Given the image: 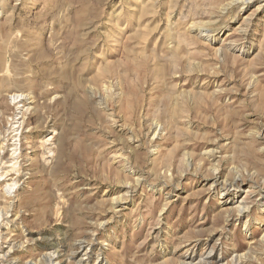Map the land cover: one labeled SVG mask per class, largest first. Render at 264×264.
I'll return each mask as SVG.
<instances>
[{
  "label": "rangeland",
  "instance_id": "rangeland-1",
  "mask_svg": "<svg viewBox=\"0 0 264 264\" xmlns=\"http://www.w3.org/2000/svg\"><path fill=\"white\" fill-rule=\"evenodd\" d=\"M230 1L0 0V264H264V0Z\"/></svg>",
  "mask_w": 264,
  "mask_h": 264
},
{
  "label": "bare ground",
  "instance_id": "bare-ground-1",
  "mask_svg": "<svg viewBox=\"0 0 264 264\" xmlns=\"http://www.w3.org/2000/svg\"><path fill=\"white\" fill-rule=\"evenodd\" d=\"M255 0H231L230 2L233 4V6H235V7H237V8H239V9H241V11H242V9L243 8H245L244 6L247 4V3H251V2H254ZM255 3H256V5H255V9L257 8V9H260L261 7H262V5H260V3L262 4V2L261 1H255ZM141 9V8H140ZM167 16H169V15H167ZM252 17V14H248V16H246L247 18H249V17ZM249 23V22H248ZM191 26V25H190ZM204 32V31H203ZM23 95L22 94H20V93H17L16 92V90H14V89H10V88H1L0 89V109L2 108V107H9L10 105H12L13 107H14V111H15V116L12 118L11 116H8V117H11V120H8L7 121V129H5V131H4V133L5 134H7L5 137H4V141H3V143H5L6 144V147H8L7 149H9V151L11 152V160L9 161V162H11L10 163V165H8L9 163H7L6 164V167H4V168H6V170L3 172L2 171V169L0 168V177H3V176H9V175H13V172H14V174L15 173H17L18 171H19V169H18V167H17V169H18V171L16 172V168H15V166L16 165H18L19 163V161L18 162H16V159H18L19 157H18V155H20V153H19V151H21L20 150V138L22 137V126H23V115L26 113V111H28L27 109H29V107L27 108V107H25V104H24V97H22ZM3 109V108H2ZM13 111V112H14ZM1 112V111H0ZM11 112H12V110H11ZM2 114V113H1ZM5 115V114H4ZM14 115V114H13ZM25 116V115H24ZM22 119V120H21ZM0 120H1V118H0ZM0 123H1V121H0ZM2 125V124H1ZM1 127H3V126H1ZM5 127V126H4ZM1 129V128H0ZM3 129V128H2ZM1 133V132H0ZM264 134V133H263ZM155 135V134H154ZM2 138H3V136H2ZM30 139V138H29ZM1 140V139H0ZM24 140H25V137H24ZM49 140V139H48ZM47 140V141H48ZM45 142H46V140H45ZM2 143V144H3ZM1 145V144H0ZM54 145V144H53ZM4 148V147H3ZM3 148H2V150H3ZM54 149V148H53ZM48 152H49V150H48ZM2 153V152H1ZM10 154V153H9ZM53 154V153H52ZM21 156V155H20ZM43 156V155H42ZM18 157V158H17ZM22 158V157H21ZM25 158V157H24ZM46 158V157H45ZM1 159V158H0ZM4 159V158H3ZM5 160V159H4ZM4 160H2V161H4ZM15 160V161H14ZM25 161V160H24ZM6 163V162H5ZM18 163V164H17ZM4 164V163H3ZM5 166V165H4ZM245 173H247V172H245ZM254 173V172H253ZM247 175V174H246ZM11 177V176H10ZM17 177H19V176H17ZM8 178L6 181L8 182V183H6L5 184V190L7 191V192H9V191H11V190H13V188H15V186L17 185V182H18V178ZM260 178V177H259ZM262 178V177H261ZM6 179V178H5ZM5 181V182H6ZM239 179L237 178V179H235L234 181H232L230 184H228L229 186L231 185V186H233V185H238L239 184ZM21 182V181H20ZM227 182V181H226ZM225 183V182H224ZM261 183V182H260ZM212 184H213V182H212ZM225 185V184H224ZM128 186V185H127ZM223 187V186H222ZM257 187V186H256ZM228 188V187H227ZM253 190V189H252ZM245 192H249L247 189H246V191ZM247 194V193H246ZM234 198H236V197H232L231 199H234ZM120 201V200H119ZM240 201V200H239ZM11 202V201H10ZM117 202L116 201H114L113 203H111V205H110V209L113 211V209L115 208V204H116ZM250 204V203H249ZM2 204H0V207H3V209H4V206H1ZM248 203L244 200H241L240 202H239V204H237L236 205V207L233 209V210H235L238 214L239 213H241L243 210H245V209H248ZM233 207V206H232ZM2 209L0 208V211H1ZM162 210V209H161ZM9 211V210H8ZM246 212V211H245ZM3 213V212H2ZM114 213V212H113ZM3 215V214H2ZM225 215V214H224ZM7 220V219H6ZM4 221V220H3ZM108 223V222H107ZM14 228V227H13ZM92 231V230H91ZM90 232V231H89ZM1 234V233H0ZM8 235V234H7ZM264 235V234H263ZM86 236V235H85ZM264 236H262V238H263ZM81 240V239H80ZM263 240V239H262ZM8 242H9V240H8ZM85 242V241H84ZM195 242V241H194ZM80 243H82V242H80ZM79 243V244H80ZM12 245H13V242L11 243ZM8 245H9V243H8ZM7 245V246H8ZM18 245V244H17ZM190 245V244H189ZM5 246V245H4ZM83 246H79V249H81ZM8 248V247H7ZM85 248V247H84ZM84 248L82 249V250H84ZM12 249V248H11ZM11 249H9L8 248V250H11ZM194 249V248H193ZM12 251V250H11ZM87 251V250H86ZM1 252V251H0ZM189 252V248L186 250V254ZM212 250H210L206 255V257H204L207 261H206V263H208V264H212V263H217V264H221V263H218V262H220V258L218 257V256H213L212 255ZM85 253V252H84ZM46 254V253H45ZM71 254H73V253H71ZM193 255V254H192ZM4 256H5V254H4ZM44 256H46L47 257V259H48V263L47 264H60L59 262H58V260L55 258V257H57L58 258V256H57V252H49V253H47L46 255H44ZM3 257V256H2ZM9 257V256H8ZM200 258H201V256H200ZM3 259H4V261H5V258L3 257ZM38 259V258H37ZM178 259V258H177ZM1 260V259H0ZM45 260V259H44ZM29 261V260H28ZM31 262V261H30ZM34 262V261H33ZM37 262V261H36ZM68 262V261H67ZM237 262V261H236ZM0 263H3V261H0ZM194 263V262H193ZM192 263V257H186V258H184V260L182 259L180 262H179V264H193ZM204 263V262H203ZM203 263H201V264H203ZM27 264H31V263H27ZM200 264V263H199Z\"/></svg>",
  "mask_w": 264,
  "mask_h": 264
}]
</instances>
